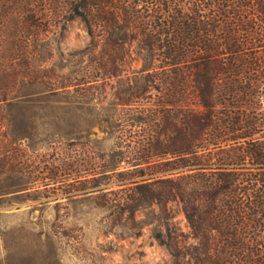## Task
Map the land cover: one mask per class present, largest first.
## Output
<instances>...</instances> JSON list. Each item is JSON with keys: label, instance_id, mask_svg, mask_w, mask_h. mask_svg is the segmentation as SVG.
<instances>
[{"label": "trees", "instance_id": "16d2710c", "mask_svg": "<svg viewBox=\"0 0 264 264\" xmlns=\"http://www.w3.org/2000/svg\"><path fill=\"white\" fill-rule=\"evenodd\" d=\"M76 17L89 41L61 74ZM106 85L100 173L127 184L134 210L162 209L174 264H264V0H0V104L89 102Z\"/></svg>", "mask_w": 264, "mask_h": 264}, {"label": "rangeland", "instance_id": "374dc122", "mask_svg": "<svg viewBox=\"0 0 264 264\" xmlns=\"http://www.w3.org/2000/svg\"><path fill=\"white\" fill-rule=\"evenodd\" d=\"M88 41L80 18L68 22L56 71L77 69L75 53ZM110 85L89 102L74 92L71 103L58 95L0 104V264H174L156 237L165 232L162 209L134 210L121 199L132 193L127 184L100 173L101 153L114 142L103 118ZM171 214L180 239L194 242L177 203Z\"/></svg>", "mask_w": 264, "mask_h": 264}]
</instances>
